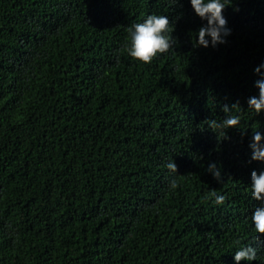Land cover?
<instances>
[{
  "label": "trees",
  "instance_id": "obj_1",
  "mask_svg": "<svg viewBox=\"0 0 264 264\" xmlns=\"http://www.w3.org/2000/svg\"><path fill=\"white\" fill-rule=\"evenodd\" d=\"M222 2L231 34L205 48L190 0H0V264H236L244 246L264 264V0ZM152 14L175 42L142 63L128 30Z\"/></svg>",
  "mask_w": 264,
  "mask_h": 264
},
{
  "label": "clouds",
  "instance_id": "obj_2",
  "mask_svg": "<svg viewBox=\"0 0 264 264\" xmlns=\"http://www.w3.org/2000/svg\"><path fill=\"white\" fill-rule=\"evenodd\" d=\"M191 6L197 16L202 20H206V25L200 27L198 31L199 46L205 48L209 47V40L206 37H211V46L216 47L218 44H225L227 41L225 37L231 34V29L228 28V21L223 15V10L226 7V2L222 0H190ZM170 21L166 15L152 14L149 15L143 22L136 23L129 28L130 46L127 48L128 55L134 60L142 63H151L158 55L166 53L174 45L175 39L168 33L170 29ZM261 68L264 64L254 69L255 73L259 75L255 86L259 89L258 97L252 96L247 103L249 108L254 109L257 114L264 111V73H261ZM239 102L231 105L224 104L222 111L229 113L236 108ZM210 129H229L236 128L240 124L239 115H229L222 122L216 120L206 121ZM225 138H227L225 134ZM252 155L251 159L254 161H264V134L260 131L253 132L252 141L249 144ZM167 168L173 172H178V165L171 161L167 164ZM207 171L212 173L214 178L221 180V171L216 163L212 162L208 165ZM178 185L175 180L170 182V187L175 188ZM251 194L256 201L264 202V171L253 170L251 173ZM215 203L222 205L225 202V196L216 195ZM252 222L255 226V231L264 235V203L257 207L251 216ZM257 258V250L251 246L241 247L235 252L234 259L236 264L240 261H255Z\"/></svg>",
  "mask_w": 264,
  "mask_h": 264
}]
</instances>
